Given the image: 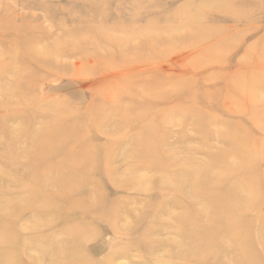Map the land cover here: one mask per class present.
Masks as SVG:
<instances>
[{"label":"rangeland","instance_id":"rangeland-1","mask_svg":"<svg viewBox=\"0 0 264 264\" xmlns=\"http://www.w3.org/2000/svg\"><path fill=\"white\" fill-rule=\"evenodd\" d=\"M232 124H240L238 150L226 140L234 134ZM62 133L69 138L66 146L55 141ZM44 140L50 141L49 151L33 158L43 153ZM81 147L83 157L73 158ZM12 149L20 153L13 155ZM166 152L195 170L181 169L172 182L164 170L170 163ZM147 153L154 165L144 166ZM0 154L2 161L13 155L10 168L0 161V220L18 233L10 240L15 252L3 254L0 247V264L42 259L38 249H21L45 241L26 237L27 229L38 225L27 212L39 211L47 196L57 198V186L42 185L51 176L40 170L44 159L50 167L57 160L69 170L79 165L86 180L96 174L88 199L108 208L119 204L124 218L129 210L144 215L164 186L189 194L207 191L209 165L225 197H240L237 184L247 181L219 164L235 165L242 156L253 155L262 188L264 0H0ZM108 162L110 172H104ZM27 183L26 190L17 191L16 185ZM208 194L197 199L207 201ZM233 207L206 204L205 220L213 209L216 216ZM17 209H25L22 217L15 215ZM258 220H264V209L247 222L253 239L246 250L258 253L255 263H264ZM216 225L218 232L226 228ZM99 226L103 232L75 250L93 262L85 264H141L140 258L146 264L174 255L169 242H183L165 232L155 236L159 245L152 254L135 246L122 254L115 249L123 243H116L106 223ZM208 232L215 237L214 229ZM6 234L0 227V236ZM63 241L54 240L64 254Z\"/></svg>","mask_w":264,"mask_h":264},{"label":"bare ground","instance_id":"bare-ground-1","mask_svg":"<svg viewBox=\"0 0 264 264\" xmlns=\"http://www.w3.org/2000/svg\"><path fill=\"white\" fill-rule=\"evenodd\" d=\"M76 63L77 62H75V65L77 66ZM235 126L234 134L228 135L226 140L230 141L231 147L238 150L241 135L236 138V134L240 124H232L233 128ZM32 132L33 131H30L28 134H32L33 136ZM72 139L75 140L74 138ZM231 140L233 141L231 142ZM55 141L62 146H66L69 138H64L62 133L58 140L55 139ZM49 142V140H44L40 146L43 147V153L36 155L32 154V157L43 158L42 156L49 151ZM10 153L18 155L20 152L12 149ZM84 153L85 148L81 147V149H76L71 155L73 158L81 159ZM87 153L88 152H86V155ZM147 154L148 155L145 154V157L150 160L144 161L145 165L138 163L137 168H143V165L150 166L155 164V160L152 159L151 154ZM166 154L167 155L164 157L170 160V163H166L164 170L169 174V179H171L172 182L179 178L177 175L182 174L180 172L181 169L189 168L195 170L188 164L180 163L170 152H166ZM13 155L7 156L8 159L5 157L3 161V157H0V161L4 163V166L10 168L11 162L9 159L13 158ZM237 160L238 162L235 165L223 162L220 163L219 166L225 167L229 172L240 173L243 176V180L245 179V181H247L246 186L243 187L240 186V183L237 184L236 191L240 193V197H225L222 192V184L220 180L217 179L212 169L213 165H209L208 172L205 173L207 191L197 190L189 194L184 189L174 188L171 187V185L164 186L160 195L158 194L153 200L155 203L154 207H151V209L148 208L149 211L144 215L129 210V217L124 218L122 217L123 208L118 206L119 204H111L108 208L104 206L103 202H93L91 199H88L86 194L91 190V184L89 182L97 180L95 178L96 174L92 176V180H86L83 178L84 171H82L83 168L81 166L76 165L74 170H69L61 161L57 160L56 167H50L47 163L48 160L44 159L43 166L39 168L43 173H48L51 176L43 179L42 185L58 187V194H56L57 198L55 196L52 198L53 194L51 197H46L50 200L57 199V203L53 204L50 200H46L45 205L43 204L44 206L39 211L30 209L27 212L28 217H30L32 221L36 220L38 225L36 227H29L27 229V235L25 234L26 237L32 238L36 236L40 237L42 241H45L35 247L25 244L21 250L23 251L26 248L27 250L32 248V250L35 251L37 249L40 250L43 256L38 264L93 263L90 260L75 255V250L76 248L81 250L84 249L85 244L89 242L92 237L103 232L99 224L106 223L107 229L115 236V239H119L116 243H123L124 246L120 248L118 246L115 249V252L118 251V253L122 254H127L130 246H135L139 251H148L152 254L159 245V241L155 236L165 232L170 233L173 237H180L182 239V243L181 240L178 243L169 242V244L176 249V254L153 257L151 261H148L146 264H206V262L207 264H264L263 261L254 262V259L259 258L258 253H250L246 250L248 242L253 239L251 238L250 229H247V222L251 223L253 216L260 209H264V206H260L259 208L256 205L260 201H264V185L262 188L258 187L259 184L255 178V174H259L258 163L253 159V155L249 157L242 156L241 158H237ZM109 166L110 164L108 162L107 165L104 166V172H110ZM54 170H59L61 174L54 173ZM13 171H15L14 168ZM262 177H264V175H262ZM141 181L142 180H140V182ZM29 185L31 184L16 185L17 191L26 190V187ZM245 189L249 190L247 194L244 192ZM24 192L26 191L22 193ZM206 192L209 193L207 201L204 200L203 202L197 199L199 194H205ZM257 193H260L262 197L257 196ZM229 203L234 204L235 208H232L235 209L234 211H228L227 214L223 213L215 216V211L213 209L211 217L214 218L210 217L209 220H205L206 214L203 212V209L206 208V204L209 206H216ZM174 206L179 207L181 211L176 212ZM18 209L15 215L22 217V213L25 209H20L19 211ZM239 214H242V216H236ZM245 217L249 219H245ZM129 221L133 222L135 225L132 227H130L131 225L128 226L127 223ZM218 222L226 224V228L219 232L216 230L219 229L216 225ZM258 222L260 223L259 220ZM7 224V222L0 220V227L7 228V234L4 237L0 236V247L2 248L3 254L10 252L11 249V252H15L14 249H16V246L13 244L15 241L10 242V240H12L13 237H18L17 231L9 228ZM58 224L59 229L54 230L53 227ZM260 224L262 227L257 231H260L261 235L258 237L257 242L264 244V238L262 237V234H264V220ZM210 229H214L215 231L214 238L208 237V231ZM56 238L60 241L64 240V254L61 248L62 246L54 242ZM206 250L207 253H205ZM28 251L30 252V250ZM235 252L238 253L239 256L235 255ZM221 254L226 256L225 260L221 258ZM14 255L15 254H13V259L16 260L18 257ZM39 258L40 256L38 259ZM27 262L29 264H35L29 256L27 257ZM140 263L145 264V261L140 258Z\"/></svg>","mask_w":264,"mask_h":264}]
</instances>
